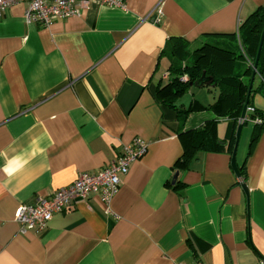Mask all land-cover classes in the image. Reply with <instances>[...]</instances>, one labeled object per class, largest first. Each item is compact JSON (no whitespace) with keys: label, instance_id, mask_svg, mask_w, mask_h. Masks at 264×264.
Masks as SVG:
<instances>
[{"label":"crops","instance_id":"obj_1","mask_svg":"<svg viewBox=\"0 0 264 264\" xmlns=\"http://www.w3.org/2000/svg\"><path fill=\"white\" fill-rule=\"evenodd\" d=\"M119 2L81 0L76 15L48 26L26 22L25 3L0 16V264H262L260 79L237 141L239 175L231 166L238 125L227 118L216 122L219 148L174 166L185 149L180 133L216 114L183 118L156 91L169 82L171 61L202 42L240 43L264 0ZM213 100L205 84L192 85L176 105ZM135 137L146 152L108 204L91 195L43 229L20 231L19 204L100 170Z\"/></svg>","mask_w":264,"mask_h":264},{"label":"trees","instance_id":"obj_2","mask_svg":"<svg viewBox=\"0 0 264 264\" xmlns=\"http://www.w3.org/2000/svg\"><path fill=\"white\" fill-rule=\"evenodd\" d=\"M248 21L250 24L243 32L240 43L202 42L189 52L187 58L172 60L168 69L171 75L169 82L157 88L156 94L161 103L176 110L179 115L181 113L183 118L200 110H211L216 114L206 120L202 127L180 133L185 149L174 164L177 168L186 166L195 152L215 150L221 146L215 136L216 122L220 118L231 119L235 125L244 122L241 120V111L264 28V8L253 11ZM203 73L211 78L205 85L214 95V100L205 105L195 101L179 109L176 101L189 91V87L195 85ZM256 78L264 86V38L257 59ZM250 108L253 109L249 101L247 109ZM256 116L257 113H250L249 117ZM255 126H264L263 115L256 117ZM172 186L177 187V181Z\"/></svg>","mask_w":264,"mask_h":264},{"label":"built area","instance_id":"obj_3","mask_svg":"<svg viewBox=\"0 0 264 264\" xmlns=\"http://www.w3.org/2000/svg\"><path fill=\"white\" fill-rule=\"evenodd\" d=\"M79 1L81 0H0V16L9 6L25 3V21L48 26L58 19L76 15ZM91 1L106 5L120 3L119 0ZM146 149L147 144L141 138L135 137L122 144L117 156L100 170L94 173L80 172L70 184L59 187L46 196L37 197L33 203L19 204L14 219L19 224L20 231L43 229L54 214L68 209L76 200L88 199L91 195H98L108 204L121 184V176L128 172L133 161L145 154ZM194 264L204 263L197 261Z\"/></svg>","mask_w":264,"mask_h":264},{"label":"water","instance_id":"obj_4","mask_svg":"<svg viewBox=\"0 0 264 264\" xmlns=\"http://www.w3.org/2000/svg\"><path fill=\"white\" fill-rule=\"evenodd\" d=\"M263 38H264V28H263L261 36H260L258 50H257V56H256L255 63L253 65V70H252V74H251V81H250V84H249V87H248L246 100L244 102V105H243V108H242V111H241V120L244 119L245 113H246V110H247L251 87H252V84H253V81H254V77L256 75L257 59H258V55H259V51H260V48H261V44H262ZM210 80H211V78L210 77H206L205 74L203 73L201 75V77L195 82V86H201L203 84H208L210 82ZM241 129H242V122H240L238 124V126H237L236 133H235L236 140H235L234 148H233V151H232V154H231V166H232L234 172L237 175H239V170H238V167H237L236 162H235V151H236L237 141L239 139V135H240ZM176 177H177V173H175V175H174V177L172 179L173 183L175 182ZM243 188H244V190H246V186L245 185H243Z\"/></svg>","mask_w":264,"mask_h":264},{"label":"rangeland","instance_id":"obj_5","mask_svg":"<svg viewBox=\"0 0 264 264\" xmlns=\"http://www.w3.org/2000/svg\"><path fill=\"white\" fill-rule=\"evenodd\" d=\"M194 88H195V87H194ZM193 90H194V92H195V93L199 92V90H198V89H193Z\"/></svg>","mask_w":264,"mask_h":264}]
</instances>
